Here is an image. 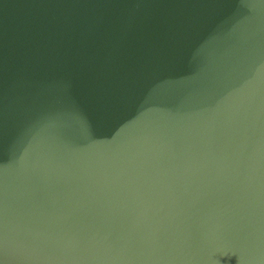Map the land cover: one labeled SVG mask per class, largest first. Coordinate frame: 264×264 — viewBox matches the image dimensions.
<instances>
[{
    "label": "water",
    "instance_id": "water-1",
    "mask_svg": "<svg viewBox=\"0 0 264 264\" xmlns=\"http://www.w3.org/2000/svg\"><path fill=\"white\" fill-rule=\"evenodd\" d=\"M251 29L264 0H0V246L30 226L136 264L264 256V181L241 190L231 155Z\"/></svg>",
    "mask_w": 264,
    "mask_h": 264
},
{
    "label": "clouds",
    "instance_id": "clouds-1",
    "mask_svg": "<svg viewBox=\"0 0 264 264\" xmlns=\"http://www.w3.org/2000/svg\"><path fill=\"white\" fill-rule=\"evenodd\" d=\"M264 32L249 30L245 53V89L236 98L233 111L234 135L231 142L232 168L238 187L258 185L264 181V150L253 145V117L264 109ZM254 69V70H253ZM238 247L244 248L241 239ZM0 264H136L128 248L120 244H73L52 246L42 239L37 228L21 226L14 238L6 237L0 246ZM240 264H264L258 251Z\"/></svg>",
    "mask_w": 264,
    "mask_h": 264
}]
</instances>
